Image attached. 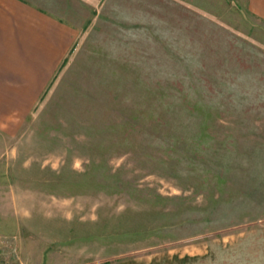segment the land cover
Masks as SVG:
<instances>
[{
    "label": "rangeland",
    "instance_id": "1",
    "mask_svg": "<svg viewBox=\"0 0 264 264\" xmlns=\"http://www.w3.org/2000/svg\"><path fill=\"white\" fill-rule=\"evenodd\" d=\"M64 3L71 54L0 126V264H264V20Z\"/></svg>",
    "mask_w": 264,
    "mask_h": 264
},
{
    "label": "crops",
    "instance_id": "2",
    "mask_svg": "<svg viewBox=\"0 0 264 264\" xmlns=\"http://www.w3.org/2000/svg\"><path fill=\"white\" fill-rule=\"evenodd\" d=\"M264 20V0H247ZM65 0H0V126L22 122L45 94L79 36ZM181 257V256H180ZM182 258V257H181ZM186 260L126 264H187Z\"/></svg>",
    "mask_w": 264,
    "mask_h": 264
},
{
    "label": "trees",
    "instance_id": "3",
    "mask_svg": "<svg viewBox=\"0 0 264 264\" xmlns=\"http://www.w3.org/2000/svg\"><path fill=\"white\" fill-rule=\"evenodd\" d=\"M65 62H66V60H65ZM65 62H64V63H65ZM45 93H46V92H45Z\"/></svg>",
    "mask_w": 264,
    "mask_h": 264
}]
</instances>
